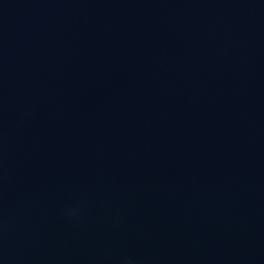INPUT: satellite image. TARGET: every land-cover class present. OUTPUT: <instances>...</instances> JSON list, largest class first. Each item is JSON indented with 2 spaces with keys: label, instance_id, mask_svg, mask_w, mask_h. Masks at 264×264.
<instances>
[{
  "label": "water",
  "instance_id": "1",
  "mask_svg": "<svg viewBox=\"0 0 264 264\" xmlns=\"http://www.w3.org/2000/svg\"><path fill=\"white\" fill-rule=\"evenodd\" d=\"M0 264H264V0H0Z\"/></svg>",
  "mask_w": 264,
  "mask_h": 264
}]
</instances>
